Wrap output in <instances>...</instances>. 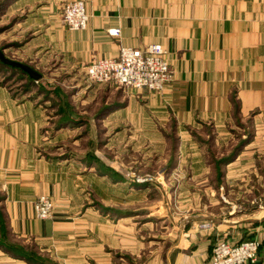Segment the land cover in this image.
Instances as JSON below:
<instances>
[{
	"label": "crops",
	"instance_id": "1",
	"mask_svg": "<svg viewBox=\"0 0 264 264\" xmlns=\"http://www.w3.org/2000/svg\"><path fill=\"white\" fill-rule=\"evenodd\" d=\"M37 1L26 17L42 22V28L33 42L26 41V50L56 57L59 69L68 71L73 82L82 79L92 59L115 57L121 46L144 48L151 43L166 50L173 77L160 92L130 89L127 94L96 82L98 86L91 89L77 82L79 89L72 98L79 106L88 100L89 116L75 109L65 113L56 91H18L0 80V230L4 227L10 241L33 248L43 258L41 263H30L0 247V264H209L216 241L237 243L249 238L259 240L254 264H264V206L230 208L214 221L210 206L202 205L200 211L187 207L177 225V218H167L171 229L163 234L165 219L161 215L147 219L151 210L146 212L145 207L137 208L141 213L115 219L109 216L112 211L103 212L93 203L100 198L113 206L115 193L146 192L127 181L115 192V177L124 178L113 165L116 146L123 149L119 156L123 161L136 155L138 162H146L153 155L163 163L160 177L170 179L178 175L179 163L189 160V154L201 167L209 163L191 133L203 128L211 132L200 137L213 136L210 147L216 150L231 143L234 132L250 130L242 149L219 176L246 179L240 189L254 193L255 187L247 181L257 179L260 172L240 170L238 165L264 156V0H82L88 13L82 29H68L62 22L60 7L71 0ZM113 27L120 28L119 36L108 33ZM98 94L104 101L95 107ZM53 97L58 103L51 102ZM115 116L125 118L127 124L107 132L103 142L90 136L97 158L99 146L105 147L110 171L81 167L84 155L67 150L66 142L75 144L83 130L95 131L98 122L113 123ZM129 129L134 138L131 147L116 145L115 135ZM167 130L176 138L173 149ZM147 147L162 148V154L140 150ZM210 166L185 177L208 184L205 181L216 174ZM217 190L227 193L233 188ZM202 191L213 193L214 188L207 185ZM40 195L53 201L48 218L35 216L33 203ZM209 220L210 226L197 227Z\"/></svg>",
	"mask_w": 264,
	"mask_h": 264
},
{
	"label": "rangeland",
	"instance_id": "2",
	"mask_svg": "<svg viewBox=\"0 0 264 264\" xmlns=\"http://www.w3.org/2000/svg\"><path fill=\"white\" fill-rule=\"evenodd\" d=\"M9 1L10 0H0V53L11 60L30 65L36 72L41 74V78L34 79L33 82H31L28 80L25 72H22L18 68H11L7 64H2L0 62V80L7 81L8 84L13 87V89H16L18 91H23L24 89L33 90V92L43 90L44 92H47L48 90L56 91L57 93H60V98L63 99L61 101H64V103L67 104L68 112H71L72 114V112L74 113V111L76 110L79 113L82 112V116H89L87 110L89 107L88 100H82L85 102L83 103L81 101L82 103L80 102L81 105L79 106V104L76 103V99L72 98L73 92L74 90L79 89L77 82L80 83L83 81V84H89V86H91L90 89L98 85L94 84V81L90 80L87 75H85L86 72L84 71V73L82 72V74L84 75L82 79L77 82H73L72 79L69 78L70 76L67 73L68 71L63 73V71L59 69L56 57H44L42 51L38 49L34 50L33 52L31 50L30 52L27 51L26 41L28 39H32L33 42V40L37 36H39L42 28V22H39V20H35L32 16L28 18L26 17V15L28 14V10L34 8L38 1L35 0L36 2H34V0H20L16 3L12 2L14 0H11L10 2ZM44 59H46V61ZM96 83H100L103 86L111 87L116 90H125L126 94L127 91L130 90L124 87H118L115 84H111L109 82ZM101 96L102 95L99 94L96 96V98L98 99L97 105H95V107H98V105H101V103L104 101L101 100L102 98L100 99ZM53 98L54 99H52L51 102H53L54 104L58 103L57 98ZM90 106H94V101H92V105ZM124 119L125 118L123 117L115 116L113 123H111L110 120L104 119V121L97 123L98 126L95 131L86 132L83 130V136L81 137V139H79L75 144L66 142L65 146L69 151H74L76 153H79L80 155H84V157H92L91 160H89L88 157V160L86 159V157H83V159L85 160L79 161L81 162V167L89 169L91 168L90 166H92L98 173L110 171L109 169L111 167L108 166V169L105 163V147L99 146L98 151L100 152V155L99 158H97L93 153L94 149L96 148L95 146H93L94 141L90 139V136L98 140V142H103L106 139L107 132L109 133L112 129H118L123 127L124 124H127V121ZM210 132L211 131L209 128H203L201 130L194 131L191 130V133L195 136V138H197L200 146L203 147L204 151L207 154L206 158L209 163H207L206 166L211 165L210 167L212 168V171H214V174L216 173L214 177L205 181L208 184L202 183V179L200 178L188 179L185 177L188 173H195L201 170L202 167H206L205 164L201 167V164L192 162L191 157L193 155L191 154H189V160L187 159L179 163V171L177 173L178 175L167 179L163 176L160 177V172L163 170V163L156 162L153 159V155L147 157L148 160L146 162H138L136 155H129L126 158L124 157L123 161L119 157L123 154V149L121 151V148L116 146L114 155L115 162L113 165L115 171L118 170L123 173L124 178L122 179V176L120 174L118 175V177H115V192H120V187L122 185L119 184H121L123 181H127L130 186L132 184H138L140 185V188H142L141 190H146V192H144L143 194L140 193L138 195L130 194L128 196H126L125 194L123 196L115 193L113 206L105 204V202L100 198L98 200H93L94 205L103 212L105 210L112 211L109 212V216L113 215L115 219L118 216L129 215L134 212L141 213L143 210H138L137 208L145 207L146 212L147 210H151L150 215H146L147 219L154 218L152 216L158 217L159 215H161L162 217L160 218L161 220L165 219L164 221H162V223H164L161 225L163 234L170 233L171 226L169 223L167 224V218L171 220L177 218V222H174L175 225H177L176 223L179 222L181 214L185 212V209H187V207H192L195 211L199 209L200 211L202 205H205L207 208L210 206L208 209H210V211L213 213V219H211L212 221H214V218H217V215L219 213H222L223 215V212L227 211L230 208H233L235 210H244L248 208L255 209L256 207L259 208L260 206H264V156L259 154V157H255V160L250 163L252 165L247 163L240 164L241 166L238 165L240 170H254L260 172V175L257 179H249L247 181L249 185H253L255 187L254 193L252 194L245 193L243 189H240L239 187L241 185L245 186L244 183H246V179L241 180L229 178L225 180L219 175L221 170L225 169V165L227 163L219 165V168H217L218 164L214 162L215 159H219L221 157L218 154L220 151L222 152V156L228 155L239 139H248L250 130H244L243 132H234V139L232 140V142H228L226 146H218L217 150L215 148V150L211 149L213 147H210L212 146L213 136L205 140H202V137H200L202 134L206 135ZM169 133L172 134L170 135ZM121 135H123V137ZM121 135H115V144H119L123 148H130L132 143L134 142V138L132 137L133 130L129 129L127 131H123ZM167 135L168 146L170 147L171 145V148L173 149L174 146L172 145L175 142L176 138L174 137L173 132H170L169 130H167ZM152 144L157 145V143L155 142H153ZM147 145L150 146V144ZM161 149L162 148L157 147H147L140 150L144 152L150 151V153L153 154L160 153L161 155ZM156 150L158 152H161L158 153ZM234 169H237V167H235ZM207 185L214 188V191H212L213 193L202 191V188ZM221 187L231 189L233 188V190L227 193H219L217 188ZM185 188L194 189L186 191ZM191 191L193 192V194L187 193ZM156 207L161 209L159 213L158 211H155L157 210ZM212 221L209 220L199 222L200 224H197V227L200 228L201 224H210ZM146 232H150V229L148 227L146 228ZM152 232L153 230L151 231V233Z\"/></svg>",
	"mask_w": 264,
	"mask_h": 264
},
{
	"label": "built area",
	"instance_id": "3",
	"mask_svg": "<svg viewBox=\"0 0 264 264\" xmlns=\"http://www.w3.org/2000/svg\"><path fill=\"white\" fill-rule=\"evenodd\" d=\"M60 14L68 29L85 28L88 21L84 2L71 0L62 4ZM108 33L119 36L120 28H109ZM87 77L94 82H109L132 90L146 89L160 92L172 80L173 73L166 59V50L159 43H151L144 48L121 46L115 57L92 59L86 66ZM37 218H48L53 213V203L41 195L33 203ZM201 227L210 226L209 223ZM259 240L244 239L237 243L218 240L214 243L209 264H251L257 260Z\"/></svg>",
	"mask_w": 264,
	"mask_h": 264
},
{
	"label": "trees",
	"instance_id": "4",
	"mask_svg": "<svg viewBox=\"0 0 264 264\" xmlns=\"http://www.w3.org/2000/svg\"><path fill=\"white\" fill-rule=\"evenodd\" d=\"M0 62L2 64H5L1 60H0ZM8 66H10V65H8ZM10 67L15 68L12 66H10ZM27 78L31 82H33V80H34L33 78L29 77L28 75H27ZM231 99H232V102H233L235 108H237L236 100H234V97H232ZM63 108H64L65 113L66 112L68 113V111H67L68 108H67L66 103H63ZM247 140L248 139H244V138L239 139L238 142L233 146L231 152L228 155H223L219 159H215L214 162H216L218 164L217 168H219V165L226 164L229 161H231L238 154L241 147L246 143ZM0 235H1L0 236V247H3L5 250L10 252L11 254L18 256V257H21L30 263H41L43 261V258L38 256L36 254V252L33 250V248L25 247L24 245L10 241L6 236V232H5L4 227H1ZM251 264H254V263H251Z\"/></svg>",
	"mask_w": 264,
	"mask_h": 264
},
{
	"label": "water",
	"instance_id": "5",
	"mask_svg": "<svg viewBox=\"0 0 264 264\" xmlns=\"http://www.w3.org/2000/svg\"><path fill=\"white\" fill-rule=\"evenodd\" d=\"M0 60L5 63L8 64L12 67L15 68H19L20 70H22L23 72H25L29 77L33 78V79H38L40 77V74L38 72H36L33 68H31L30 66L19 62V61H15V60H11L5 56H3L0 53Z\"/></svg>",
	"mask_w": 264,
	"mask_h": 264
}]
</instances>
